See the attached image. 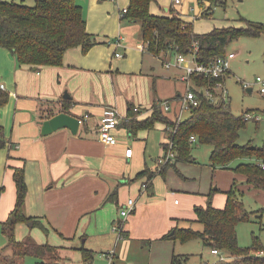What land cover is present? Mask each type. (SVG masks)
<instances>
[{"label":"crops","instance_id":"obj_1","mask_svg":"<svg viewBox=\"0 0 264 264\" xmlns=\"http://www.w3.org/2000/svg\"><path fill=\"white\" fill-rule=\"evenodd\" d=\"M82 1L76 2L83 9L87 32L96 40L88 51L75 47L64 53L60 65L35 67L20 65L8 49L0 47V85L9 94L8 102L0 106V125L6 139V146L0 148L3 255L11 253L1 223L8 219L16 201L14 169L23 168L24 213L34 220L16 224L15 240L29 237L37 244L57 248L61 260L54 264H76L73 252L81 248L101 254L113 264L133 244L149 246L174 228L187 227L180 226L179 219L187 213L196 219L194 207L205 206L212 190L215 195V174L219 169L226 170L212 167L209 162L205 169L191 168L188 165H199L194 157V162H177L168 166L172 169L157 171V162L149 165L146 153L154 149L153 142L159 143V157L163 153L167 132L162 122L133 136L121 121L113 131L115 143L105 144L99 139L100 117L106 107H115L121 119L126 118L129 105L138 108L136 119L148 118L154 103L169 120L182 116L180 97L186 84L181 80L182 68L164 65L172 56L154 55L143 49L140 24L122 19L120 12L129 0ZM201 9L197 0H174L163 7L158 0L150 4L152 14L175 13L192 25ZM118 36L123 37L120 46L108 43ZM114 52H122L123 57H114ZM165 101L168 108L163 105ZM61 111L77 118L88 117L77 134L61 128L42 135L39 121ZM128 138H132L134 149ZM127 148L132 149L130 157L125 156ZM146 167L155 172L151 181L145 176L135 178ZM208 177L210 185L204 199L198 194ZM177 195L182 202L172 200ZM216 196L211 204L222 208L226 197ZM129 199L134 200V208L122 216ZM173 254H164L158 263L151 257L148 264H170ZM31 258L35 264L47 263Z\"/></svg>","mask_w":264,"mask_h":264},{"label":"trees","instance_id":"obj_2","mask_svg":"<svg viewBox=\"0 0 264 264\" xmlns=\"http://www.w3.org/2000/svg\"><path fill=\"white\" fill-rule=\"evenodd\" d=\"M156 1L129 0L126 12L122 14V19L140 24L143 41L147 43L146 51L154 55L188 54L196 46L197 61L209 63L215 57L224 55L232 40L264 35V24L247 20H242L243 26H220L205 33H196L191 23L175 13L167 16L152 14L150 4ZM197 1L202 8L206 7V12H202L203 16L210 14L213 5L224 4L220 0ZM206 2L209 3L208 6L205 5ZM94 44L95 38L86 30L83 9L75 0H35L32 6L23 2L0 0V47L8 49L20 65L58 66L67 50L81 47L86 52ZM194 80L198 85L212 86L215 83L202 76L194 77ZM197 97L198 104L191 106L187 110V116L180 120L167 119L154 103L152 114L141 120L135 118L138 111H134V106L129 105L126 119L121 124L133 136L139 130L152 129L156 122L164 123L171 130L173 128L168 136L173 142L175 158L165 164L160 173L177 162H194L195 147L208 145L209 164L212 167L232 168L243 176L245 183L264 191V139L261 146L254 145L252 140L244 144L237 143L240 130L247 122L244 114L250 112L236 116L231 112L228 101L211 102L200 91ZM8 99V92L0 88V106L5 105ZM191 136H194V141H190ZM5 146L6 139L0 125V148ZM236 160H240L239 163L231 167ZM154 175L155 172L146 167L135 178L145 176L146 180L151 181ZM13 179L16 186L14 209L8 219L1 223L6 247L11 249V253L3 255L0 252V264H20L21 259L27 255L36 258L38 262L59 263L61 259L57 248L37 244L29 237L21 242L15 240L16 224L25 221L34 223V220L24 213L26 185L23 168L14 169ZM213 194L214 190L209 193L205 206L194 207L196 221L202 225L201 230L176 227L162 238H179L181 241L198 238L205 247L217 249L227 256V259L215 264H264V247L257 244L256 238L252 247L243 248L238 244L236 226L239 222L248 220V212L237 198L233 186L226 192L223 208H216L211 204ZM260 249L263 251L262 255L257 254L256 250ZM80 252L85 261L93 256L91 251L84 248ZM234 256L237 258L229 260ZM187 259V256L173 254L170 264H186Z\"/></svg>","mask_w":264,"mask_h":264},{"label":"rangeland","instance_id":"obj_3","mask_svg":"<svg viewBox=\"0 0 264 264\" xmlns=\"http://www.w3.org/2000/svg\"><path fill=\"white\" fill-rule=\"evenodd\" d=\"M6 1L23 2L31 6L35 2V0ZM76 1L79 3L83 2L82 0ZM171 1L174 0H158V5L161 7L169 6ZM220 1L224 4L213 5L209 15L203 16L201 13V15L193 21L192 27L194 32L205 33L214 27L228 25L239 27L243 26L242 20L264 24V0ZM205 8L206 7H203L201 11L203 12ZM120 14L122 15V11ZM225 50L226 52H233L235 54L234 58L230 61V74H228L225 79L230 110L236 116L247 111L250 112L248 114L253 116L247 120L245 127L240 130L237 143L244 144L252 140L254 145L261 146L264 139V93L260 91V85L255 83V80L256 77L264 79V35L240 37L237 40H232ZM119 53L123 55L122 52ZM171 58L172 60H170V62H173L175 55ZM248 88L251 90L249 91ZM187 114L188 111L184 110L181 118H185ZM174 121H176V119ZM128 139H130V145L134 149L132 138ZM153 147L154 149L151 150L153 153L150 150L146 153L149 165H153L155 161L157 162L160 158L159 143L153 142ZM193 151L194 157L199 165L190 164L188 166L191 168L196 167L197 170L207 168L210 147L208 145H198ZM239 161L240 160L234 161L232 165L238 164ZM168 169L172 168L168 167ZM191 179L192 178L189 180ZM242 179V175L232 170L219 169L215 174V183L213 185V187L216 185L218 190L214 196L212 195V202H214L216 195L218 199H225L227 190L233 186L237 198L248 212V220L239 222L236 226L239 246L243 248L252 247L253 240L256 238L257 244L264 247V191L252 187L245 182L242 183ZM209 180L210 177H208L206 184H201V190L198 194V196L204 197V199L209 189ZM233 183L234 185H232ZM172 200H176L178 203L183 201L182 197L179 195L172 197ZM178 223L180 226H191L194 230L202 229V225L197 222L195 218L192 219L188 213L185 214L183 218L179 219ZM256 251H261V249ZM168 252L169 254L175 253V255L187 256V264H215L220 260V257L213 255L210 248L205 247L203 242L198 238L187 241H181L179 238H160L159 241L149 246L141 247V245L137 246L133 244L128 251L125 250L121 255L119 254V258H115L113 264H148L151 257L158 263L162 262L163 255ZM27 256H25L22 264H35L33 258ZM73 258L76 264H108L106 258L102 257L101 254H93L92 258L85 262L81 253L75 251L73 252ZM236 258L237 257L234 256L229 258V260Z\"/></svg>","mask_w":264,"mask_h":264},{"label":"built area","instance_id":"obj_4","mask_svg":"<svg viewBox=\"0 0 264 264\" xmlns=\"http://www.w3.org/2000/svg\"><path fill=\"white\" fill-rule=\"evenodd\" d=\"M176 3L179 0H175ZM126 12V8L122 10V14ZM122 36L116 37L114 40L108 41V43H113L116 47L121 45ZM147 43L144 42L143 49L146 50ZM196 51L197 47L194 46L193 50L188 54H175V58L173 62L166 61L164 65L166 67L176 66L182 68L184 70V75L181 76V80L185 82L186 89L185 93L180 97L181 101V111L188 110L191 106H196L199 102L197 93L200 91L202 95L208 98L211 102H216L218 100L228 101V91L225 87L224 79L230 72V61L234 58L233 52H226L224 55H220L215 57L209 63H201L196 59ZM116 58H122L119 52H114L113 54ZM202 76L205 79H212L215 81L214 85H198L194 77ZM255 83L260 85V91L264 93V79L260 77H256ZM0 88L3 89L4 85H0ZM165 108L169 107L167 101L163 103ZM134 111H138L137 107H134ZM88 115H84L79 119V125H81L86 119ZM253 116L246 113L244 114V118L246 120L252 118ZM126 118L121 119L117 109L115 107H106L103 110V113L100 117V124L98 129V137L105 144H113L115 143V136L113 131L118 127L121 121ZM181 119V115L178 116L177 120ZM173 131V128L167 129V136L165 142L163 143V153L156 163V170L160 171L165 164L170 161H173L175 158L174 146L171 138L168 136V133ZM194 136L190 137V141H194ZM132 154V149L127 148L125 151V156L130 157ZM134 200L129 199L127 204L121 211L122 216H126L133 208H134ZM114 229L118 230L120 227L115 226ZM211 253L220 257V260L227 259V256L221 253L217 249H211ZM258 255H262L263 251H258ZM113 257V253L109 254V258ZM187 264V263H186Z\"/></svg>","mask_w":264,"mask_h":264},{"label":"water","instance_id":"obj_5","mask_svg":"<svg viewBox=\"0 0 264 264\" xmlns=\"http://www.w3.org/2000/svg\"><path fill=\"white\" fill-rule=\"evenodd\" d=\"M250 91L251 89L248 88ZM41 134L47 135L58 129L67 128L72 134H77L79 129V119L65 111L58 112L50 118L39 121Z\"/></svg>","mask_w":264,"mask_h":264}]
</instances>
